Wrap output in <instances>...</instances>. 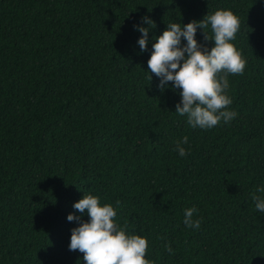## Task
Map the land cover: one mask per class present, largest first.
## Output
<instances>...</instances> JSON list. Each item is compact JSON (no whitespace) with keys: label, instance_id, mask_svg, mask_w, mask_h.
<instances>
[{"label":"trees","instance_id":"obj_1","mask_svg":"<svg viewBox=\"0 0 264 264\" xmlns=\"http://www.w3.org/2000/svg\"><path fill=\"white\" fill-rule=\"evenodd\" d=\"M218 9L240 19L237 116L193 129L175 112L181 90L161 91L147 61L169 23ZM134 25L149 28L143 52ZM262 187L264 0H0V264H85L67 220L90 219L73 207L84 194L119 201L117 224L147 239L154 264H264ZM193 206L198 230L183 223Z\"/></svg>","mask_w":264,"mask_h":264},{"label":"clouds","instance_id":"obj_2","mask_svg":"<svg viewBox=\"0 0 264 264\" xmlns=\"http://www.w3.org/2000/svg\"><path fill=\"white\" fill-rule=\"evenodd\" d=\"M150 27H155L149 17L141 18ZM210 26L213 33L210 38L205 31ZM142 34L138 39L140 50L147 49L149 28L134 25ZM197 28L203 30L204 40H213L214 46L209 50L196 40ZM240 30V19L231 10L218 9L205 15L201 20L187 24L169 23L162 34L152 45V52L147 61L151 74L159 78L158 88L163 91L168 82L179 88L181 100L175 106V112L187 117V124L195 129H211L223 121L225 124L233 120L237 113L229 110L232 99L227 94L228 76L242 75L247 60L234 43ZM182 38L186 41L181 45ZM149 73V72H148ZM149 82L152 75L148 76ZM188 137L184 136L176 142L175 151L181 157L189 154L185 149ZM264 187L252 193V200L258 211L264 212ZM80 214L89 216L82 221L80 216L69 213L68 221H78V226L71 230L69 250L83 253L85 264H154L146 258L148 241L145 237L129 234L127 226H119L116 222L117 208L110 203L101 205L100 198L92 194H84L73 204ZM198 209L193 206L184 210L183 223L186 227L198 230L202 218L194 219ZM170 254L173 249L165 244Z\"/></svg>","mask_w":264,"mask_h":264}]
</instances>
